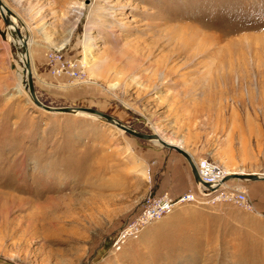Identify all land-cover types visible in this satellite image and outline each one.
<instances>
[{
	"label": "rangeland",
	"instance_id": "1",
	"mask_svg": "<svg viewBox=\"0 0 264 264\" xmlns=\"http://www.w3.org/2000/svg\"><path fill=\"white\" fill-rule=\"evenodd\" d=\"M1 1L44 105L264 174V0ZM6 29L0 15V264H264V182L229 180L253 211L183 204L122 242L146 196L196 188L188 162L101 118L38 108Z\"/></svg>",
	"mask_w": 264,
	"mask_h": 264
},
{
	"label": "built area",
	"instance_id": "2",
	"mask_svg": "<svg viewBox=\"0 0 264 264\" xmlns=\"http://www.w3.org/2000/svg\"><path fill=\"white\" fill-rule=\"evenodd\" d=\"M198 175L203 183L210 185L211 189L199 186L197 191H187L176 197L164 195L163 197L146 196L140 206L125 220L118 229L121 240L137 238L139 233L147 226L157 223L169 215L180 205L188 203H230L236 207L253 211V206L248 201L245 192L222 185L224 171L221 166L206 159L200 160L197 166Z\"/></svg>",
	"mask_w": 264,
	"mask_h": 264
},
{
	"label": "water",
	"instance_id": "3",
	"mask_svg": "<svg viewBox=\"0 0 264 264\" xmlns=\"http://www.w3.org/2000/svg\"><path fill=\"white\" fill-rule=\"evenodd\" d=\"M0 15L1 18L6 26V28H13V31L11 33V38L13 40H16L15 38L18 39V41H21V45H15L16 50L20 51L22 50L24 53H27V36H23L21 32L18 30V27L13 23L12 19H16V16L4 5V3L0 0ZM20 46V47H19ZM25 70L27 73V93L29 95L30 100L34 105H36L38 108L53 113H61V114H70V115H75L77 113H95L99 116H101L104 121L109 123L110 125L114 126L115 128L125 132L126 134L135 137L139 140L143 141H150V142H157L159 143L160 146L163 148H166L170 151H176L178 154H180L189 164L191 174L193 177V180L197 186H202L207 189H211L210 185L203 183L198 175V171L195 167V164L191 160V156L187 154L184 150H182L180 147L172 145L170 143H167L163 141L158 135L155 134H143L138 131H135L125 125H123L121 122L113 119L112 117L105 115L103 113H100L95 110L91 109H85V108H52L49 106L44 105L41 103V101L38 99L34 87V82H33V77H32V71H31V66L30 62L26 61L25 62ZM232 179H237L241 181H251V182H264V175L259 176V175H244V174H232L227 177H225V181H229Z\"/></svg>",
	"mask_w": 264,
	"mask_h": 264
},
{
	"label": "bare ground",
	"instance_id": "4",
	"mask_svg": "<svg viewBox=\"0 0 264 264\" xmlns=\"http://www.w3.org/2000/svg\"><path fill=\"white\" fill-rule=\"evenodd\" d=\"M12 21H13V19H12ZM14 23V22H13ZM7 30V34L10 36V38H11V33H12V31H13V28L11 27V28H7L6 29ZM12 39V38H11ZM16 40H13L14 41V45H21V41H18V39L17 38H15ZM27 42H29V44H30V41L29 40H27ZM20 47V46H19ZM29 50V49H28ZM17 52V54H18V56L20 55V57H21V60L19 59V62L21 63V65H22V67H20V69H21V74H19V78H20V80H21V83L22 84H24V87L26 88V90H27V73H26V70H25V62L26 61H28L29 62V60H28V56H29V53L27 52V53H24L22 50H20V51H16ZM22 61V62H21ZM75 115H80V116H92V117H95V118H101V119H103L101 116H99V115H97V114H95V113H77V114H75ZM103 120H105V119H103ZM156 144H158L159 145V143H157V142H155ZM170 143V142H169ZM171 144H172V142H171ZM178 146V145H177ZM191 160L193 161V163L195 164V167H196V169H197V166H198V163L197 162H195L194 161V159L191 157ZM221 169H222V171H224V176L225 175H227V176H229V175H232V174H229L228 172H226L225 170H224V168H222L221 167ZM229 174V175H228ZM240 175V174H239ZM262 175H264V174H262ZM261 174H259V176H262ZM226 176V177H227ZM224 179H225V177H223V180H222V182H221V184L224 186V185H227V186H230L228 183L230 182V181H225L224 182ZM198 187V189H199V186H197Z\"/></svg>",
	"mask_w": 264,
	"mask_h": 264
},
{
	"label": "crops",
	"instance_id": "5",
	"mask_svg": "<svg viewBox=\"0 0 264 264\" xmlns=\"http://www.w3.org/2000/svg\"><path fill=\"white\" fill-rule=\"evenodd\" d=\"M194 180H193V178L192 177H190V178H187V188L185 189V190H187L188 188H193L194 187ZM169 186L167 185V183H164L163 185H162V188H165L164 190H162V192L163 191H169V192H172L173 194H174V197H176V196H178V195H181L182 193V191H172L171 189H169L168 188ZM184 190V191H185ZM198 190V187H197V185H196V188H194L193 190H191V191H197ZM183 191V192H184ZM186 193V192H185Z\"/></svg>",
	"mask_w": 264,
	"mask_h": 264
}]
</instances>
